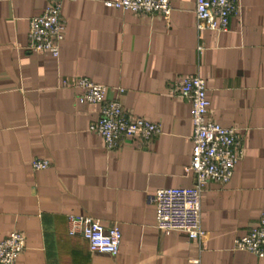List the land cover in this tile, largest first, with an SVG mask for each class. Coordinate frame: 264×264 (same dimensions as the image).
I'll return each instance as SVG.
<instances>
[{
	"label": "crops",
	"instance_id": "obj_1",
	"mask_svg": "<svg viewBox=\"0 0 264 264\" xmlns=\"http://www.w3.org/2000/svg\"><path fill=\"white\" fill-rule=\"evenodd\" d=\"M105 1H64L54 57L27 47L47 0H0V241L24 233L18 264H264L235 248L264 211V0H237L227 30L201 34L195 0H171L169 19ZM195 75L206 80L208 118L235 127L242 147L232 179L205 186L202 240L160 231L152 201L160 188L196 183L192 103L173 91ZM81 77L162 132L109 149L90 130L100 105L80 101ZM35 158L50 164L37 170ZM71 214L118 225L119 251L93 252L70 235Z\"/></svg>",
	"mask_w": 264,
	"mask_h": 264
},
{
	"label": "built area",
	"instance_id": "obj_2",
	"mask_svg": "<svg viewBox=\"0 0 264 264\" xmlns=\"http://www.w3.org/2000/svg\"><path fill=\"white\" fill-rule=\"evenodd\" d=\"M64 1L47 0L42 13L30 18L27 45L30 50L59 56L66 31L62 17ZM105 5L144 15L161 13L166 19H169L173 8L171 0H107ZM237 11V0H195L196 29L199 34L206 30H227L230 18ZM203 49L202 44L198 45L199 51ZM77 85L81 89V102L100 105V116L90 125V130L99 134L109 149L128 141H149L162 132L161 125L156 122L141 116L130 117L118 98L107 99V85L90 77L79 78ZM173 91L192 103L193 151L189 170L194 173L196 183L158 189L152 198L155 224L163 233L180 231L191 239L202 240L206 235L202 221L205 186L211 180L227 183L232 179L236 163L242 156V147L235 127H226L208 118L211 101L203 77L185 76ZM49 164L48 160L41 158L32 161L37 170L45 169ZM68 221L69 234L85 238L91 251L109 254L119 251L122 232L118 225L107 228L92 217L74 214L69 215ZM25 243L24 233L10 232L0 241V264H18ZM235 248L264 257V211L259 222L247 234L235 239Z\"/></svg>",
	"mask_w": 264,
	"mask_h": 264
}]
</instances>
